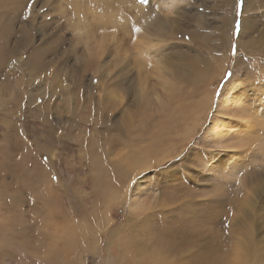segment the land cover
I'll return each mask as SVG.
<instances>
[{"label": "rangeland", "instance_id": "374dc122", "mask_svg": "<svg viewBox=\"0 0 264 264\" xmlns=\"http://www.w3.org/2000/svg\"><path fill=\"white\" fill-rule=\"evenodd\" d=\"M262 151L264 0H0V264H264Z\"/></svg>", "mask_w": 264, "mask_h": 264}, {"label": "bare ground", "instance_id": "6f19581e", "mask_svg": "<svg viewBox=\"0 0 264 264\" xmlns=\"http://www.w3.org/2000/svg\"><path fill=\"white\" fill-rule=\"evenodd\" d=\"M215 120L216 119H214L212 122L214 123L215 122ZM241 141V142H240ZM240 143H245V141H243V139H240ZM262 152H264V151H262ZM151 163V162H150ZM121 176H123V175H121ZM117 180H119V179H117ZM124 181V180H123ZM122 184H123V182H122ZM114 185V184H113ZM123 186V185H122ZM1 189V188H0ZM138 196V195H137ZM4 197V196H3ZM134 198H136V197H134ZM132 199V198H131ZM41 200V199H40ZM137 200V199H136ZM42 201V200H41ZM135 201V200H134ZM45 202V201H44ZM43 202V204H45ZM132 202H133V200H132ZM136 204H137V202H136ZM135 204V205H136ZM46 209V208H45ZM45 214H47L46 216L47 217H51V212H48V213H45ZM8 224V223H7ZM8 227H9V225H8ZM69 228V227H68ZM55 230V229H54ZM70 231V230H69ZM65 233H66V231H65ZM57 234V233H56ZM117 235V234H116ZM53 236H55V235H53ZM65 236V235H64ZM135 236V235H134ZM35 237H39L38 236V234L37 235H35ZM59 237L60 238H63V235H61V234H59ZM58 236H55V237H53L51 240H50V243L49 244H47V246L45 247V249H43V243L41 244V246H39L40 248H42L41 250L43 251L42 252V254L40 255V261H42V262H44V263H46L47 261H49V260H51V259H48L49 257H50V255H51V253L54 251V247H55V245L59 242V238ZM67 237V236H66ZM39 238H41V237H39ZM42 238H45V237H42ZM13 239V238H12ZM11 239V240H12ZM68 239V238H67ZM66 239V240H67ZM63 240V239H62ZM131 240V239H130ZM13 241H14V239H13ZM133 241V240H132ZM11 242V241H10ZM64 242V241H63ZM67 242H68V240H67ZM179 242V241H178ZM11 243H13V242H11ZM10 243V244H11ZM61 243V242H60ZM64 244V243H63ZM67 244V243H66ZM140 244H142V243H140ZM139 244V245H140ZM9 245V244H8ZM12 245V244H11ZM46 245V244H45ZM65 245V244H64ZM138 245V244H137ZM145 245V244H144ZM62 246V245H61ZM127 246V243H125L124 245H123V247H126ZM128 246H129V244H128ZM159 246L160 247H158V251L155 253V254H150V256L149 257H147V258H149V259H151L152 258V260H158V261H160L161 263H164V262H168V264H170V261H168V260H170L171 259V255H170V250L172 249V247L173 246H167V245H162V244H159ZM67 247V246H66ZM140 247V246H139ZM2 248V247H1ZM61 248V247H60ZM127 248V247H126ZM218 250H220V248H217ZM230 249V248H229ZM9 250V249H8ZM57 250V249H56ZM59 250V249H58ZM57 250V251H58ZM61 250V249H60ZM12 252V251H11ZM34 255V254H33ZM125 256V255H124ZM123 256V257H124ZM11 257H13V256H11ZM38 257V256H37ZM177 257V256H176ZM234 257V256H233ZM237 259L236 260H238V255H237V257H236ZM10 259V258H9ZM123 259V258H122ZM12 262V261H11ZM117 262H118V260H117ZM120 262H121V260H120ZM23 264H27V263H23ZM172 264V263H171Z\"/></svg>", "mask_w": 264, "mask_h": 264}, {"label": "snow or ice", "instance_id": "6c2138e0", "mask_svg": "<svg viewBox=\"0 0 264 264\" xmlns=\"http://www.w3.org/2000/svg\"><path fill=\"white\" fill-rule=\"evenodd\" d=\"M140 2L143 4V3H145V2H146V0H140ZM135 31H136V32H139V31H140V29H136Z\"/></svg>", "mask_w": 264, "mask_h": 264}]
</instances>
